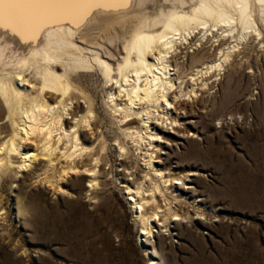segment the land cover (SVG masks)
<instances>
[{"label": "rangeland", "instance_id": "1", "mask_svg": "<svg viewBox=\"0 0 264 264\" xmlns=\"http://www.w3.org/2000/svg\"><path fill=\"white\" fill-rule=\"evenodd\" d=\"M136 2L13 0L3 6L0 15L87 17L96 8L128 10ZM163 5L169 8L165 0H148L139 12L153 13ZM259 19L261 35H249L236 47L232 48L234 31L213 28L206 33L196 30L169 54L166 71L173 83L170 96L173 94L176 102L191 103L186 113L184 109L177 113L185 114L197 132L193 128L182 134L171 129L173 135L183 136L176 144L154 137L170 148H155L162 158L152 153V161L172 168L164 169L166 173L190 175L187 184L176 181L177 185L195 190L191 200L205 207L204 214L199 211L190 219L176 218L167 227L155 219L151 236L145 240L140 235L142 229L127 187L132 189L140 181L146 186L151 178L144 176L147 146L134 134L142 116L123 113L126 92L119 80L105 81L97 67L78 68L73 72L74 88L62 104L56 103L61 99L59 94L45 95L53 112L62 111L60 123L64 128L54 130L59 141L53 144L52 160L36 149L33 136L23 141V150L11 159V165L0 170V264H264V21ZM96 21L97 25L87 22L75 28L73 38L79 49L72 52L74 58L92 59L94 42H105L110 25ZM86 26L91 35H87ZM32 28L33 35L26 39L18 32L14 34L9 42L10 57L28 55L33 46L45 45L47 29ZM219 49L230 51L221 69L195 74L206 62L222 59ZM200 50L205 53L203 61L193 64L192 56ZM24 75L23 90L36 95L38 77L31 71ZM192 86L196 90L187 93ZM88 100L92 107L87 113ZM1 106L0 102L3 142L10 127ZM149 122L160 123L153 118ZM73 133L82 143L74 148L69 141ZM73 150L72 158L66 157ZM27 153L34 158L18 168L21 156H30ZM0 154L3 157L2 151ZM69 159L80 167L66 174L57 191L54 186L60 168L66 167ZM93 165L95 187L90 183L91 172L86 170ZM178 206L182 211L190 208L188 203Z\"/></svg>", "mask_w": 264, "mask_h": 264}, {"label": "bare ground", "instance_id": "2", "mask_svg": "<svg viewBox=\"0 0 264 264\" xmlns=\"http://www.w3.org/2000/svg\"><path fill=\"white\" fill-rule=\"evenodd\" d=\"M146 1L148 0H137L136 6L128 10L96 8L87 17L54 15L51 18H44L45 16L33 18L19 17L17 14L12 16L8 13L0 15V102L2 113L7 116L10 127L8 137L6 136L7 138L3 142L1 141L2 143L0 142L2 146L0 150L3 152V157L0 158V170L11 165V159L23 150V141L33 138V136L37 141L36 149L46 155L49 161L52 160L55 148L53 144L59 141V136L56 138L54 136V130L60 131L64 128L60 123L62 111L53 112L45 95L47 93L51 96L59 94L61 99H56V103L58 101L57 104H62L65 96L74 86L73 72L78 68L97 67L105 81L116 78L125 87L126 99L123 104V113L142 116L139 120L138 131L134 134L147 146L146 152L148 153L143 154L146 167L144 176L146 178L149 175L151 178L146 186L140 181L136 182L137 185L134 182L136 185L134 188L131 189V186L127 188L128 195L132 197L130 201L136 209L137 221L142 229L140 235H144L145 240L152 233V221L155 219L167 227L168 223L176 218H189L199 211L201 214L205 213V207H200L196 200H191L195 190H185L186 187L177 185L176 181L187 184L186 178L190 176L188 173L181 175L174 172L166 173L164 169L172 168L161 163L154 164L152 161V153H156L157 158H162L157 150L170 148L168 144L163 145L156 142L154 137L176 144L183 140V136L173 135L171 129L182 134L190 130L193 131V128L197 132L196 127L187 121L185 114L177 113L180 109L185 111L191 103L188 104L185 100L181 102L178 98L176 100L179 102H176L175 97H171L173 94L170 96L173 83L172 78L167 77L169 73L166 71L169 67V54L179 42L188 39L196 30L206 33L211 32L213 28L230 33L234 31L232 37H235V44L232 48L236 47L249 35L253 37L261 35L257 20L260 18L264 21V0H165L169 2V8H165L163 5L156 12L141 14L139 10ZM186 3L190 5L188 9L184 7ZM96 20L108 21V25H110L108 33L104 36L105 42H94L96 47L91 54L92 59H89L90 57L74 58L72 52L79 49L73 38L75 28L81 27L87 22L89 25H97ZM98 23L100 24V22ZM88 26H86L87 35H91L93 32L88 29ZM32 27H37L38 30H41L42 27L47 29L45 45L41 48L33 46L28 55L18 54L19 56L15 58L10 57L9 42L14 39V34L18 32L23 39H26L33 35ZM213 50L215 51V49ZM219 50L222 53V59H219V62H210V64H206V62L205 66L194 73L203 75L211 69L219 71L230 55L229 50L225 52L222 49ZM200 52L192 53L194 54L191 55L194 59L193 64L196 60L197 62L203 61L201 59L205 54L204 50H200ZM26 71H31L38 77H36L38 79L36 83L39 84V87L34 96L26 93L21 85V82L25 80L24 73ZM141 78L143 81L140 84ZM196 78L198 77L196 76ZM179 89L181 88L179 87ZM194 89L192 86L190 90H187V93L190 94ZM170 104L173 105V110L170 109ZM91 105V101L88 100L87 113L91 110ZM189 107L191 108V106ZM152 118L160 121L161 124L149 122ZM173 123H180L184 127L183 129L175 128ZM69 141L73 148L79 144L75 133L71 134ZM29 151L31 150L29 149ZM73 153L74 150L66 153V157L72 156ZM28 158L33 159L34 155L21 156L18 168L26 166ZM66 163V167L60 168L59 177L55 182L54 188L57 191L62 188L60 181L75 166H78L75 165L76 161L73 159H69ZM94 166L86 170L91 172L90 183L95 187ZM47 181L49 180L47 179ZM146 191L149 193L148 195L144 194ZM174 191L176 193H173ZM183 203H188L190 208L182 211V207L179 208L178 205Z\"/></svg>", "mask_w": 264, "mask_h": 264}, {"label": "snow or ice", "instance_id": "3", "mask_svg": "<svg viewBox=\"0 0 264 264\" xmlns=\"http://www.w3.org/2000/svg\"><path fill=\"white\" fill-rule=\"evenodd\" d=\"M10 2H13V0H0V10H2L3 6L6 3H10ZM31 2H37V3H40V2H50V0H31Z\"/></svg>", "mask_w": 264, "mask_h": 264}]
</instances>
